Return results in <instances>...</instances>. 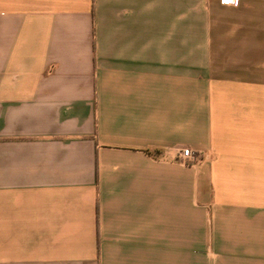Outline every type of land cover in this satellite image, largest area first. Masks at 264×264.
<instances>
[{
  "label": "crops",
  "instance_id": "0c3cea01",
  "mask_svg": "<svg viewBox=\"0 0 264 264\" xmlns=\"http://www.w3.org/2000/svg\"><path fill=\"white\" fill-rule=\"evenodd\" d=\"M0 264H264V0H0Z\"/></svg>",
  "mask_w": 264,
  "mask_h": 264
},
{
  "label": "built area",
  "instance_id": "2783aa9c",
  "mask_svg": "<svg viewBox=\"0 0 264 264\" xmlns=\"http://www.w3.org/2000/svg\"><path fill=\"white\" fill-rule=\"evenodd\" d=\"M220 3L227 6H237L238 0H220ZM198 157L199 153L190 148H184L179 153L180 162L186 164H193L198 160Z\"/></svg>",
  "mask_w": 264,
  "mask_h": 264
}]
</instances>
